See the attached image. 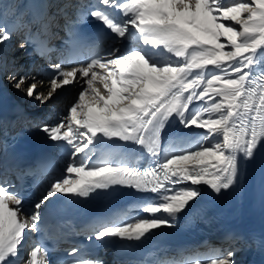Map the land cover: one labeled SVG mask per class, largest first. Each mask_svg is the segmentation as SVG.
I'll list each match as a JSON object with an SVG mask.
<instances>
[{
	"label": "snow or ice",
	"instance_id": "obj_1",
	"mask_svg": "<svg viewBox=\"0 0 264 264\" xmlns=\"http://www.w3.org/2000/svg\"><path fill=\"white\" fill-rule=\"evenodd\" d=\"M38 8L31 19L12 24L0 8V50L23 29L18 47L47 57L59 21L70 29L80 18L97 21L112 46L92 49L75 64V57L61 58L23 73L9 71V58L0 55V73L40 105L79 86L64 114L39 127L67 153L61 174L31 205L15 184L0 180V264H17L29 233L42 230L44 208L58 196L89 198L116 187L154 194L138 206L145 215L103 218L87 237L99 244L140 242L175 227L204 188L219 196L237 186L242 163L264 146V0H94L86 6L39 0ZM129 41L133 46L125 48ZM174 121L201 131L197 139L181 141L183 147L163 150L162 130ZM117 141L150 154L148 166L137 167L114 150L93 159L98 145ZM236 251L213 248L190 264H235ZM48 255L47 246L37 244L25 264H50ZM66 255L65 264H104L75 246Z\"/></svg>",
	"mask_w": 264,
	"mask_h": 264
},
{
	"label": "bare ground",
	"instance_id": "obj_2",
	"mask_svg": "<svg viewBox=\"0 0 264 264\" xmlns=\"http://www.w3.org/2000/svg\"><path fill=\"white\" fill-rule=\"evenodd\" d=\"M14 0H3V4H0V8L4 9L7 12V20L8 19H15L17 18L16 13V6L12 8L11 3H13ZM52 10H55V4L52 7ZM13 38L10 40L12 41ZM9 43V41H8ZM18 42L14 41V52L15 57L14 59H20L24 58L25 56H28L29 50L26 49L23 52V49H20L18 46L15 48V45ZM134 42L129 41L125 44V48L133 46ZM112 46V42H106V46L103 50L106 51L108 48ZM19 49V50H18ZM13 50V49H12ZM3 51V49L1 50ZM37 68L34 67L32 64H30L29 61L25 62L22 67H18V69H14V71H19L21 73L23 72H34ZM44 69V68H43ZM40 78V77H38ZM12 83L8 80L5 82H0V109L3 107H6V101L8 96V87L11 88ZM79 90V86L73 85L68 86L62 90H60L59 94L55 98V100L52 103H49L47 105H40L38 102L33 101L31 104L36 108V111H39L38 113L32 114L30 116H20L18 118V121L21 123L26 124V130L30 131L31 134H39L42 136L43 139L50 142L44 133H42L39 130L40 125L43 123H55L65 112L66 108L71 105L73 102V99L77 95ZM197 105H193V107H196ZM52 110L53 114L48 116L46 118L44 116L43 118H39V114L43 112L42 110ZM44 114V113H42ZM173 129H174V137L170 140V143L168 146L165 147V150L169 149V146L172 145L173 147L180 146L183 147L184 145L181 144V141H190L197 139V133L201 130H188L184 129L178 122L173 123ZM54 150H58L57 154H55V159L57 161V169L58 172H56L54 177H57L61 174V171L64 167V165L67 162V154L61 153V147L53 144L50 142ZM103 152L101 148H97L96 150V156H94L93 159L98 158ZM132 160H136L138 156L141 153V149H139L135 145H131L126 151ZM165 154V152H164ZM53 177V178H54ZM52 179V178H51ZM50 179V180H51ZM49 181H46L44 183V188L48 185ZM237 195V206H236V214H239L240 219L233 221L232 223L228 224L223 228V232H221V235L224 234H237V231L241 228L239 221H244L243 218L246 217L245 211L248 210L249 206L251 204L257 205V214L254 216V220L262 225L264 228V146L260 147L254 158L248 161H244L242 163L241 167V175L239 179V183L236 187L233 188ZM232 190V189H231ZM230 191V190H229ZM229 191L224 192L221 194L222 196H228ZM59 197V196H58ZM57 197V198H58ZM201 197L199 198L198 202L193 204L191 208H189L186 212L181 214L177 220L180 218L185 217L189 211L196 206ZM56 200L53 199L51 203L48 204V207ZM242 218V220H241ZM176 220V221H177ZM176 223V222H175ZM261 234L264 235V230L261 231ZM235 242H231L225 245H220L217 243L216 238L209 240L207 243L198 246L193 252H182L181 255L173 254L168 259H166L165 264H190V259L192 258L193 254L200 253L203 255V253H208L210 249L217 248V249H227L229 247H234L237 249L234 259L235 263H240L241 261L245 260L248 257L249 251L254 245L257 243L256 239L253 237H243V238H237L235 237ZM242 253L241 256H237V254ZM27 255H24L22 258H20L17 262V264H25ZM242 258V260H241Z\"/></svg>",
	"mask_w": 264,
	"mask_h": 264
},
{
	"label": "rangeland",
	"instance_id": "obj_3",
	"mask_svg": "<svg viewBox=\"0 0 264 264\" xmlns=\"http://www.w3.org/2000/svg\"><path fill=\"white\" fill-rule=\"evenodd\" d=\"M12 45H13V42L12 41H9V43L7 42V44L5 45V46H7V47H10L11 49H12ZM15 48H16V46H15ZM8 52V51H7ZM7 57H9V56H7ZM26 57V56H25ZM24 59V58H23ZM35 67V66H34ZM42 113H44V114H42ZM53 114V111L50 109V110H45V112L43 111V112H41V114H39V118H43L44 119V116L46 117V118H48V116H49V114L50 115H52Z\"/></svg>",
	"mask_w": 264,
	"mask_h": 264
}]
</instances>
